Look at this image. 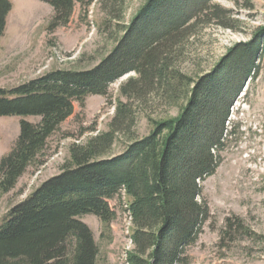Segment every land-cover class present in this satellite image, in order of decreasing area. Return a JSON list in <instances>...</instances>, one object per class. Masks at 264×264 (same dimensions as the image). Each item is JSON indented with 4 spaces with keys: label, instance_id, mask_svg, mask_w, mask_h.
Segmentation results:
<instances>
[{
    "label": "trees",
    "instance_id": "1",
    "mask_svg": "<svg viewBox=\"0 0 264 264\" xmlns=\"http://www.w3.org/2000/svg\"><path fill=\"white\" fill-rule=\"evenodd\" d=\"M54 10L47 29L66 25L76 3L42 0ZM109 17L123 20L125 0H101ZM10 0H0V37ZM231 10L213 0H146L111 51L87 69L58 68L14 87H0V116H21L14 146L0 158V192L12 190L31 165H41L49 138L72 114L73 102L107 95L119 86L108 130L73 143L61 171L13 205L0 224V264H96L98 245L81 216L92 214L109 228L115 211L108 200L124 194L131 218L127 264H189L188 249L210 217L199 200L201 182L215 172L224 148L230 106L247 79L264 64V25L247 42L229 48L211 70L196 77L176 65L184 42L200 25L235 29ZM157 95L178 107L175 117L148 120L135 135L134 104ZM24 117H38L31 121ZM118 135L124 150L107 156ZM258 234L238 215L225 218L219 246Z\"/></svg>",
    "mask_w": 264,
    "mask_h": 264
},
{
    "label": "rangeland",
    "instance_id": "2",
    "mask_svg": "<svg viewBox=\"0 0 264 264\" xmlns=\"http://www.w3.org/2000/svg\"><path fill=\"white\" fill-rule=\"evenodd\" d=\"M146 0H125L123 20L117 23L108 16L101 0L87 6L76 3L69 22L53 31L47 29L54 10L42 0H10L11 9L0 37V87H14L48 71L87 69L94 66L114 47L122 35L120 26L127 24ZM231 10L236 28L213 23L200 25L184 42L176 60L187 76L208 72L233 45L247 42L257 27L264 25V0H213ZM134 72L111 83L107 95H89L83 103L73 102L72 114L48 140L41 165H31L7 193L0 192V224L7 211L31 193L47 178L58 174L70 159L73 143L84 144L91 136L108 130L119 86ZM135 135L142 137L151 129L152 118L175 117L178 107L151 95L134 104ZM23 117L0 116V158L7 154L19 134ZM38 121V117H24ZM225 145L215 172L201 182L199 200L207 203L210 217L197 241L189 247V264H264V64L259 76L244 83L242 91L230 106L226 122ZM125 138L118 135L110 153H121ZM124 194L109 199L115 218L109 228L99 218L87 214L81 220L88 224L99 248L96 264H127L131 218ZM240 216L258 234L255 239L242 238L219 246L220 230L225 218Z\"/></svg>",
    "mask_w": 264,
    "mask_h": 264
},
{
    "label": "built area",
    "instance_id": "3",
    "mask_svg": "<svg viewBox=\"0 0 264 264\" xmlns=\"http://www.w3.org/2000/svg\"><path fill=\"white\" fill-rule=\"evenodd\" d=\"M130 216V215H129Z\"/></svg>",
    "mask_w": 264,
    "mask_h": 264
}]
</instances>
